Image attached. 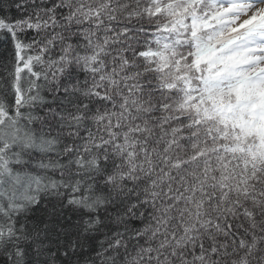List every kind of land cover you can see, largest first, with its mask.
<instances>
[{"label": "snow or ice", "instance_id": "1", "mask_svg": "<svg viewBox=\"0 0 264 264\" xmlns=\"http://www.w3.org/2000/svg\"><path fill=\"white\" fill-rule=\"evenodd\" d=\"M0 264H264V0H0Z\"/></svg>", "mask_w": 264, "mask_h": 264}]
</instances>
